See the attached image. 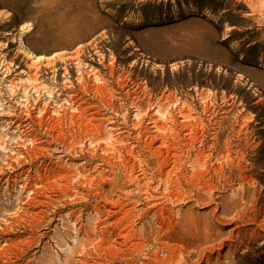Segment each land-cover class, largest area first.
<instances>
[{"label": "rangeland", "instance_id": "1", "mask_svg": "<svg viewBox=\"0 0 264 264\" xmlns=\"http://www.w3.org/2000/svg\"><path fill=\"white\" fill-rule=\"evenodd\" d=\"M0 264H264V0H0Z\"/></svg>", "mask_w": 264, "mask_h": 264}, {"label": "bare ground", "instance_id": "2", "mask_svg": "<svg viewBox=\"0 0 264 264\" xmlns=\"http://www.w3.org/2000/svg\"><path fill=\"white\" fill-rule=\"evenodd\" d=\"M164 152H165V151H164ZM166 155H167V154H166ZM169 158H170V157H169ZM132 166H133V165H132ZM165 175L167 176V175H168V172H166ZM169 179H170V178H169ZM107 182L115 183L114 179L108 180ZM110 193H111V192H110ZM113 205L116 206V204H113ZM113 205H111V206L109 207V209H110V211H111V212H109V215H112V216H113V215H116V212L114 211L115 209H114V210L111 209V207L113 208ZM107 206H108V205H107ZM121 209H122V208H121ZM119 210H120V209H119ZM106 211H107V210H106ZM116 211H117V210H116ZM129 211H130V210H129ZM117 213H118V212H117ZM136 213H137V212H136ZM120 214H121V213H120ZM117 216H118V215H117ZM108 220H109V219H108ZM112 220H113V219H112ZM118 220H120V219H118ZM114 221H116V220H114ZM116 222H117V221H116ZM112 224H113V222H112ZM114 225H115V224H114ZM120 225H121V224H120ZM111 226H112V225H111ZM120 227H121V226H120ZM113 229H114V228H113ZM117 229H118V228H117ZM131 229H132V226H131ZM122 230H123V229H122ZM115 231H116V230H115ZM130 231H131V230H130ZM117 232H118V231H117ZM132 233H133L132 236H135V237H136V233H135V231L132 230ZM100 234H101V233H100ZM115 234H116V232H115ZM128 234H129V233H127V235H128ZM115 236H116V235H115ZM125 236H126V235H125ZM101 237H102V236H101ZM121 238H123V237H120V239H121ZM123 242H124V241H123ZM136 243H137V242H136ZM115 244H116V243H115ZM119 245H120V244H119ZM124 245H126V244H124ZM137 246H138V250H139V248H140L141 245H137ZM164 246H165V245H164ZM169 247H170V246H169ZM93 248H94V247H93ZM122 248H123V247H122ZM169 249H170V248H169ZM129 251H130V250H129ZM131 253H132V251H131ZM137 254H138V253H137Z\"/></svg>", "mask_w": 264, "mask_h": 264}]
</instances>
